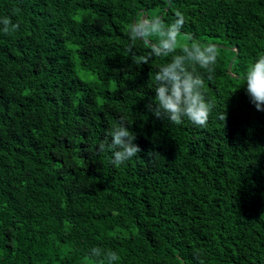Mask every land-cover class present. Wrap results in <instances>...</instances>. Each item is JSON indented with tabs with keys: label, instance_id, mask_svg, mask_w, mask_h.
Here are the masks:
<instances>
[{
	"label": "trees",
	"instance_id": "16d2710c",
	"mask_svg": "<svg viewBox=\"0 0 264 264\" xmlns=\"http://www.w3.org/2000/svg\"><path fill=\"white\" fill-rule=\"evenodd\" d=\"M176 11L221 49L192 69L206 127L144 108L171 56L139 63L129 25ZM5 16L20 27L0 31V264H91L96 246L117 264H264V112L244 87L264 0H0ZM120 120L141 152L115 167L97 149Z\"/></svg>",
	"mask_w": 264,
	"mask_h": 264
},
{
	"label": "clouds",
	"instance_id": "9594fccd",
	"mask_svg": "<svg viewBox=\"0 0 264 264\" xmlns=\"http://www.w3.org/2000/svg\"><path fill=\"white\" fill-rule=\"evenodd\" d=\"M185 22L180 11H176L171 23H165L160 17L137 19L129 25L128 35L131 41L140 40L148 48L144 56L134 57L139 63L148 64L153 57L171 56L155 73V93L144 105L146 112L175 125L187 119L197 127H206L215 105L206 97L204 77L192 69L198 66L211 74L221 49L215 44H203L193 34L182 31ZM0 25L3 26L0 31L6 35L17 32L20 27L19 22L13 23L8 16L0 18ZM244 80L249 102L256 111L264 112V53L248 66ZM219 118L225 123L226 112ZM128 126L124 120L118 121L98 145L99 152H111V164L115 167L141 152L134 143L136 135ZM87 258L91 264H117L120 260L116 251L99 246L89 249Z\"/></svg>",
	"mask_w": 264,
	"mask_h": 264
},
{
	"label": "rangeland",
	"instance_id": "374dc122",
	"mask_svg": "<svg viewBox=\"0 0 264 264\" xmlns=\"http://www.w3.org/2000/svg\"><path fill=\"white\" fill-rule=\"evenodd\" d=\"M148 15H149L150 17H153V16H154L153 12H149ZM142 17H143V16H140V19H142ZM81 74H82V73H78L79 76H80ZM85 76H86V80H87L88 82H94V77H93L92 75H90V74H85Z\"/></svg>",
	"mask_w": 264,
	"mask_h": 264
},
{
	"label": "water",
	"instance_id": "95a60500",
	"mask_svg": "<svg viewBox=\"0 0 264 264\" xmlns=\"http://www.w3.org/2000/svg\"><path fill=\"white\" fill-rule=\"evenodd\" d=\"M142 18H143V17H142ZM133 22H134V20H133ZM133 22H132V23H133Z\"/></svg>",
	"mask_w": 264,
	"mask_h": 264
}]
</instances>
